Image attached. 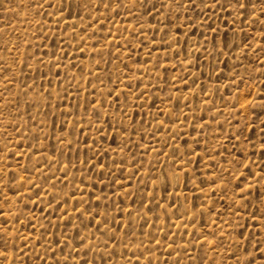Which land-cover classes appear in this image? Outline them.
I'll list each match as a JSON object with an SVG mask.
<instances>
[{"label": "rangeland", "instance_id": "374dc122", "mask_svg": "<svg viewBox=\"0 0 264 264\" xmlns=\"http://www.w3.org/2000/svg\"><path fill=\"white\" fill-rule=\"evenodd\" d=\"M246 2L0 0V264L264 262Z\"/></svg>", "mask_w": 264, "mask_h": 264}, {"label": "snow or ice", "instance_id": "6c2138e0", "mask_svg": "<svg viewBox=\"0 0 264 264\" xmlns=\"http://www.w3.org/2000/svg\"><path fill=\"white\" fill-rule=\"evenodd\" d=\"M73 3H74V0H68V10H69V13H71V10H72V7H73ZM230 7H236L237 9H244L246 7H251L253 9L256 8V5L255 4H249L246 2V0H236V3L235 4H231L229 5ZM105 7H107V5H105ZM117 7H119V5H117ZM261 13L262 15H264V3H262L261 5ZM254 15V13H253ZM261 23L264 24V20H261ZM261 35L264 36V29L261 30ZM262 108H264V104L261 105ZM257 119H260L261 121V125H264V118H261L260 116H257ZM179 170H177L178 172ZM243 174H241L242 176ZM169 178L168 177H165V180L167 181ZM173 179H176V181L178 183H183V184H187L189 182V180L191 179L190 177L187 176L186 172H185V175L183 177V179H181L177 173H173ZM255 215V214H253ZM262 218H264V213H262ZM238 227H243V226H240L238 225ZM258 247V245H257ZM260 251L262 253H264V249H260ZM5 253L3 252H0V256L4 255ZM246 264H255V261L254 259H248L246 261ZM262 264H264V262H262Z\"/></svg>", "mask_w": 264, "mask_h": 264}]
</instances>
